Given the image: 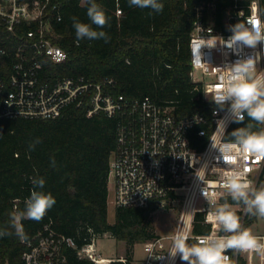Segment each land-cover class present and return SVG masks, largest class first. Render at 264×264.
<instances>
[{"label":"trees","instance_id":"obj_1","mask_svg":"<svg viewBox=\"0 0 264 264\" xmlns=\"http://www.w3.org/2000/svg\"><path fill=\"white\" fill-rule=\"evenodd\" d=\"M53 1L60 3L62 18L52 19V40L67 51V57L61 62L42 57L43 79L78 74L114 77L110 92L149 94L174 105L177 115L184 116L195 111L210 114V102L190 74L194 21L201 17L227 30V17L237 10L236 5L247 7L250 0H160L164 4L160 13L129 7L128 0H97L109 23L92 27L106 32L108 43L103 39L77 41L71 18L91 24L84 0ZM260 5L264 11V0ZM87 108V104L69 105L55 117H0V229L11 233L0 238V264H26L23 252L37 244L49 228L57 237L75 241L77 246L67 241L62 244L67 264L94 263L77 252L93 233H109L130 244L159 235L152 229L151 218L158 206L156 199L148 206L116 205L115 220H109V161L117 147L122 116L104 110L88 115ZM249 122L248 117L242 123L233 122L227 136ZM213 127L211 122L209 130ZM192 136L199 146L207 139L196 132ZM37 176L45 179L42 191L50 192L56 203L39 222L22 220L23 235L18 236L10 226V214L24 210L33 188L31 180ZM203 219L198 212L195 231L209 230L200 222ZM130 255L127 261L111 264H132Z\"/></svg>","mask_w":264,"mask_h":264},{"label":"built area","instance_id":"obj_2","mask_svg":"<svg viewBox=\"0 0 264 264\" xmlns=\"http://www.w3.org/2000/svg\"><path fill=\"white\" fill-rule=\"evenodd\" d=\"M236 7L237 10L227 17L228 26L249 19L264 23L260 0H250L247 7L242 4ZM53 18H62L61 5L57 1L0 0V117H55L69 105L84 104L88 106V115L99 110L110 115L120 114L117 147L110 158L108 172V180L112 178L114 183V202L116 205L148 206L153 199L158 205L166 200L178 201L180 212L176 229L142 242L146 252L142 264H185L179 256L173 261L168 254L171 236L176 231H188L189 242L192 243L197 237L213 232L224 235L207 220L208 200L215 198L218 203H223L226 196L219 184L227 166L222 160H217L220 153L211 147L210 139L216 137L221 144L226 142L233 121L230 102L221 108L213 98L226 74L223 67L252 55L253 50L244 48L237 54L228 49L222 43L232 35L229 27L225 30L198 17L194 21L189 44L190 74L197 87H201L204 98L209 100L210 114L195 111L179 116L174 105L157 101L149 94L127 96L121 92H110L109 88L116 83L114 77L96 79L78 74L59 76L54 80L43 79L42 57L49 56L56 62L67 57V51L52 40ZM205 43L216 44L209 46ZM255 51L264 53V43L258 44ZM257 70L264 71V55L257 64ZM197 72L202 74V78L197 76ZM221 119L226 122L223 141L217 130ZM211 122H214V127L210 131ZM260 127L264 125H257L255 129ZM194 132L207 136L202 146L194 143ZM236 166L243 168L244 162L240 161ZM247 168V177L253 186L264 187V159L257 161L249 157ZM199 177H203V182ZM227 199L240 216L242 228L250 231V226L260 217L247 214L243 205L236 206L230 197ZM198 212L203 213L204 219L200 222L210 227L208 231L194 230ZM250 217L252 219L248 221ZM250 232L264 237V232ZM99 237L93 233L87 242L78 246V255L91 259L93 264L127 261L125 255L104 256L98 251ZM64 241L77 246L73 238L57 237L49 228L37 244L23 252L26 264H67L66 255L61 250ZM226 255L229 256L226 264H261L256 254L228 250Z\"/></svg>","mask_w":264,"mask_h":264},{"label":"clouds","instance_id":"obj_3","mask_svg":"<svg viewBox=\"0 0 264 264\" xmlns=\"http://www.w3.org/2000/svg\"><path fill=\"white\" fill-rule=\"evenodd\" d=\"M84 3L91 24L83 23L76 17L71 18L77 41L103 39L108 43L110 37L106 32L96 31L92 27L95 25L103 28L109 23L103 7L97 0H84ZM128 6L150 9L155 13H160L164 9V4L160 0H128ZM229 31L232 35L223 40V45L237 54L244 48L252 49L253 54L223 67L226 74L218 85L213 100L221 108L226 102H230L229 111L233 122L242 123L245 115L250 122L245 127L233 130L227 136L229 139L222 144L216 137L210 139L211 147L220 153L217 160H222L227 166L219 184L226 196L223 203H218L215 198L208 200L210 209L207 220L216 225L224 235L213 232L197 237L195 243H189L191 237L188 231H176L171 236L168 254L173 261L179 256L185 264H226L229 260V256L226 255L228 250L256 254L260 257L261 264H264V237L255 236L248 229L242 228L240 216L227 199L230 197L236 206L243 205L247 214L264 218V187H254L247 177V159L249 157L257 161L264 159V127L253 131L257 125H264V71L257 70V64L264 53L255 51L258 44L264 43V23L249 19L229 26ZM205 44L214 46L216 43ZM225 129L226 122L221 119L217 126L221 141L226 136ZM240 161L244 162L243 168L236 166ZM52 162L55 166L54 158ZM199 179L203 182V177ZM31 183L33 188L25 200L24 210L10 214V226L16 229L18 236L23 235L19 227L22 220L39 222L56 203L50 192L42 191L46 183L43 177H34ZM8 235L11 233L7 228L0 229V238Z\"/></svg>","mask_w":264,"mask_h":264},{"label":"rangeland","instance_id":"obj_4","mask_svg":"<svg viewBox=\"0 0 264 264\" xmlns=\"http://www.w3.org/2000/svg\"><path fill=\"white\" fill-rule=\"evenodd\" d=\"M197 76L202 78V74L197 72ZM113 179L109 181V220H115L116 203L114 202ZM180 212V204L176 200H166L157 206L151 213L152 229L159 235H165L174 232ZM252 232H264V218H259L252 226ZM97 248L104 256L128 255L134 264H142L145 257V250L142 242L130 244L128 241L118 239L109 233L101 235L97 239Z\"/></svg>","mask_w":264,"mask_h":264}]
</instances>
